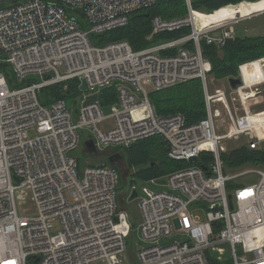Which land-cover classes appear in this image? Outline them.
I'll return each mask as SVG.
<instances>
[{
	"label": "built area",
	"instance_id": "1",
	"mask_svg": "<svg viewBox=\"0 0 264 264\" xmlns=\"http://www.w3.org/2000/svg\"><path fill=\"white\" fill-rule=\"evenodd\" d=\"M187 1L188 16L156 15L149 38L181 29L183 34L140 49L126 39L99 45L90 36L127 25L133 13L158 0L0 4V61L10 63L16 73V78H8L0 69V264H125L132 222L118 206L119 168L107 162L79 170L74 150L82 140L80 129L94 131L95 138L88 139L107 153L161 136L169 158L187 163L149 180L165 189L143 186V193L138 192L136 264H218L227 259L232 264H264V166L232 176L222 156L228 151L222 143L226 138L246 136L254 149L264 142V117H258L264 111L251 109L250 92L264 77L247 83L241 64L237 77L242 83L233 90L239 102L231 103L224 89L211 94L207 76L213 66L202 43L223 48L236 38V25L243 18L197 27V10ZM78 10L86 15L87 28L73 14ZM257 60L264 74V57ZM197 78L204 85V118L189 123L180 112L157 113L150 99L153 91ZM75 79V97H40L54 86L67 91ZM109 87L117 94L111 104L115 126L101 130L97 123L108 116L100 97ZM217 98L231 118L225 135L215 126V115L221 114ZM75 102L78 108L73 111ZM203 154L211 159L200 162ZM194 156L197 160L190 162ZM253 174L259 175L255 182L241 181L228 189L230 181ZM22 188L32 191L38 216L19 213L17 193ZM198 210L205 211V218ZM57 218L62 229L53 236L50 229Z\"/></svg>",
	"mask_w": 264,
	"mask_h": 264
},
{
	"label": "trees",
	"instance_id": "2",
	"mask_svg": "<svg viewBox=\"0 0 264 264\" xmlns=\"http://www.w3.org/2000/svg\"><path fill=\"white\" fill-rule=\"evenodd\" d=\"M243 1L245 0H190V4L194 10L206 11V13H212V11L214 12L219 8L226 9L228 16L233 17L239 15V5ZM247 1L256 2L259 0ZM229 4L234 5L226 6ZM156 15H160L166 19L188 16L189 2L187 0H158L157 4L151 8L133 13L127 25L94 35L99 39L95 43L101 45L115 40L126 39L135 49H140L162 38H172L183 34L181 29L173 32H164L150 39L152 19ZM202 49L204 55L212 62L213 69L211 74L216 78L237 77L239 76V66L241 64L264 57V34L242 36L238 33L236 38L229 40L223 48L203 42ZM78 82L77 79L71 81V87L67 91H63L60 86L51 87L50 91L55 99L61 97L72 98L78 92ZM43 99L45 100L46 98ZM150 99L157 113L169 115L180 112L185 115L189 123L199 121L207 114L204 85L201 79L198 78L153 91ZM100 100L104 107L113 104L117 100L116 90L111 87L105 88L101 93ZM144 144L145 142L140 140L125 147L123 150L126 155V162L131 168L144 165L143 167H139L135 172L136 177L151 180L154 177L166 175L170 171L187 164L184 161H178V167H172L170 168L171 170L166 171L164 169V161L161 163L159 158L148 156L145 152L146 146ZM162 144L167 149L166 142L162 141ZM202 156L203 160H199L200 162L204 161V157L211 159V155L209 154H203ZM222 156L227 172L230 169L247 164L264 166V145L263 147L254 149L248 144H243L232 151L223 153ZM152 162L156 164L151 165ZM238 179L228 183L230 191L236 185H239L241 181ZM218 264H232V262L227 259L225 262Z\"/></svg>",
	"mask_w": 264,
	"mask_h": 264
},
{
	"label": "rangeland",
	"instance_id": "3",
	"mask_svg": "<svg viewBox=\"0 0 264 264\" xmlns=\"http://www.w3.org/2000/svg\"><path fill=\"white\" fill-rule=\"evenodd\" d=\"M8 1L9 0H0V4L3 2L8 3ZM261 1L262 0H259V1L253 2V3H252V1H248V3L249 4H256V3H259ZM204 13H206V11ZM240 13L241 12L239 10V14ZM73 14L77 17V19L79 20V22L81 23V25L84 28L88 27V19H87L85 14L77 12V11H74ZM251 16L252 15H250L248 17H239V18H243L239 22V24L236 25V31L238 33H240V35L245 36V35H249V34L250 35L260 34V33H258L257 29L259 28L260 24L264 21V16H260V17H256V18H253ZM255 24H257V26L254 27ZM252 27H254V28H252ZM248 29H249V31H247ZM254 30H257V31H254ZM263 32H264V28L262 29V34H263ZM90 37L94 43L98 42V40H99L97 37L94 36V34H92ZM248 62H250V61H248ZM254 67H255L254 69L257 72H258L259 68L262 69L260 63L254 65ZM0 69L5 71L8 78H13V79L16 78V73L14 71V68L10 63L0 61ZM261 72H263V71L259 70V73H261ZM262 77H264V76H262ZM207 79H208L209 91L211 94H215L217 89H224L227 92V96L229 97L231 103L234 101V99L238 100L236 92L233 91L234 88H232L228 82L229 81L228 77L216 78L213 74H209L207 76ZM254 79H255V77L252 78V80H254ZM246 82L250 83V81H246ZM204 95H205V92H204ZM51 96H52V92L47 88L44 89L40 93V97L42 99L45 97H51ZM262 96L263 97H261V99L264 100V92H263ZM221 100H222V98H217L215 101V107H217L220 110V113H222V114H220V116L215 115V126H216L217 133L219 135H225L231 129V118L229 117L228 112L224 106V103ZM236 100H235V103H236ZM205 102H206V98H205ZM255 103L258 104L257 101ZM76 108H78V102H75L74 107H73V111H75ZM104 113L108 117L105 120L97 123V127L101 130H108V129L115 126V119L111 116V114L113 113L112 106L111 105L105 106L104 107ZM263 114L264 113H261L260 115H258V117H261V115H263ZM227 115H228V117H227ZM75 117L77 118V115H75ZM35 133H36L35 129L30 130L31 135H35ZM80 133L82 135V140H81L79 146L74 150V154L80 160L79 170H83L84 167H86L88 164L102 163V162L106 161L107 160L106 156L94 157L85 148V145H84L85 140H87L88 138H95V132L94 131L92 132L90 129H80ZM263 133H264V130H263ZM252 138H256V135H253ZM143 141L145 142L144 145L146 146L145 147L146 154L150 157L159 158L161 163L164 161L163 162L164 163V169L166 171L171 170L170 168H172V167L173 168L178 167V163H177L178 161H175V160H172L169 158L168 150L166 149L164 144H162V141H164V140L161 136H154L151 138L144 139ZM222 143L225 144L226 149L228 151H232L234 148L241 146L245 143H248V138L246 136H241L238 139L226 138V139L222 140ZM263 145H264V142L260 144V147H263ZM101 148H102V146H100V148H98V149H101ZM124 149H125V147L123 148L122 146L117 147V150H119V151H122ZM200 160H203V156L201 157ZM185 165H187V164H185ZM143 166L144 165L142 164V165L135 166V168H131L127 164V165H123L122 168L118 167L119 172H120V180H119V185H118V206H119V209L126 210V212L128 214V219L132 222V230H131L129 237L127 238L128 249L125 253L126 255L123 256L125 264H127V263L136 264L134 258H136V260H137V254H138L137 241L139 239V223H140V219H141V211L139 208V196L134 200H130V192L132 191L134 186H136V188L140 194L143 193V191H142L143 186H148L149 188H151L153 190H161V189L166 188L163 185H157V184L151 183L149 180H144L140 177H136L135 172L138 170L139 167H143ZM256 168H257V166L247 164V165H244L241 167H235L233 169H230V170H228V172H229V175L235 176V175H241V174L249 172V171H253ZM258 178H259L258 174H253V175H249L245 178L240 177L238 180H240V181L246 180L249 183H253L256 180H258ZM17 195H18L19 213L21 215L29 217V218L38 216L37 206H36V203L34 201L32 191L30 189H27V188H22L18 191ZM195 212L197 214H199L202 218H205V211L204 210H198ZM61 229H62L61 221L59 218H57L54 222L53 227L50 229V233L53 236L57 235L61 231ZM176 232H177V230H176ZM228 253L229 252L227 251L226 257L228 256ZM93 264H107V262L105 260H98V261H95Z\"/></svg>",
	"mask_w": 264,
	"mask_h": 264
},
{
	"label": "crops",
	"instance_id": "4",
	"mask_svg": "<svg viewBox=\"0 0 264 264\" xmlns=\"http://www.w3.org/2000/svg\"><path fill=\"white\" fill-rule=\"evenodd\" d=\"M261 4L264 5V0H262L259 3L254 4L252 6L251 5H249L248 7L245 6L246 14L249 13L252 10V8H256V9L262 8V7H260ZM257 13L253 14L251 17L256 18V17L264 16V11L263 12H257ZM255 26H257V24H255L254 27ZM254 27H252V28H254ZM263 28H264V21L260 24L259 28L257 29L258 33L262 34ZM257 30H254V31H257ZM247 31H249V29ZM237 34H238V32H237ZM263 34H264V32H263ZM258 63H260L258 60H253V61H250V63H248L246 65H244L245 63L242 64L243 66H241V72H242V75H243L245 81L252 82L253 81L252 78L257 77V76L258 77L264 76L263 72L259 73V70H262L261 68L258 69V72L254 69L255 68L254 65H256ZM250 92L254 93V96L251 98V109L255 112L264 111V100L261 99V97H263L262 95L264 92V83H261L259 85H255L254 87L250 88ZM236 101H238V100H236ZM256 101L258 102V104L255 103ZM261 117H264V114L261 115ZM245 144H248V143H245Z\"/></svg>",
	"mask_w": 264,
	"mask_h": 264
},
{
	"label": "water",
	"instance_id": "5",
	"mask_svg": "<svg viewBox=\"0 0 264 264\" xmlns=\"http://www.w3.org/2000/svg\"><path fill=\"white\" fill-rule=\"evenodd\" d=\"M15 1H18V0H15ZM78 12H80V10H78ZM229 83H230L232 88L236 89L239 85H241L242 79L240 77H230ZM82 89L87 90V86L85 83L82 84ZM98 97H99V94H95L93 96V99L96 100V99H98ZM71 105H72V99H69L68 100V107H71ZM84 145H85V148L89 151V153H91V155H93L94 157L107 156V160L102 162L101 163L102 165H105L108 162L111 165L122 168L123 165L127 164L126 155L123 152L107 153V152L100 151L96 147V144H95L93 139L85 140ZM196 160H197L196 156L190 158V162H194ZM154 164H156V163H154V162L151 163V165H154ZM204 168L207 169V167H204ZM137 197H138V191L136 189H133V191L130 195V200H134ZM230 198H232L231 195H230ZM231 208H233L232 202H231Z\"/></svg>",
	"mask_w": 264,
	"mask_h": 264
},
{
	"label": "bare ground",
	"instance_id": "6",
	"mask_svg": "<svg viewBox=\"0 0 264 264\" xmlns=\"http://www.w3.org/2000/svg\"><path fill=\"white\" fill-rule=\"evenodd\" d=\"M231 5H234V4H229V5H226V6H231ZM249 5L252 6L254 4H249L247 0H245L243 2H240L239 10H240L241 13L238 16H233V17L228 16V11L226 9H221V8L217 9L214 12L212 11V13H204L202 11H197L195 13L194 17H193V21H194V24H196L197 27H200L201 25H208V24L220 22L222 20L233 19V18H237V17H247V16H250V15H252L254 13L263 12L264 11V5L261 4L260 7H262V8H257V9L256 8H252V10L249 13L246 14L245 6L248 7ZM246 64H248V63H245L244 65H246ZM227 117H228V115H227Z\"/></svg>",
	"mask_w": 264,
	"mask_h": 264
},
{
	"label": "flooded vegetation",
	"instance_id": "7",
	"mask_svg": "<svg viewBox=\"0 0 264 264\" xmlns=\"http://www.w3.org/2000/svg\"><path fill=\"white\" fill-rule=\"evenodd\" d=\"M116 152H118V151H116ZM123 152V151H122ZM114 153V152H113ZM107 157V156H106ZM125 165H127V164H125Z\"/></svg>",
	"mask_w": 264,
	"mask_h": 264
}]
</instances>
